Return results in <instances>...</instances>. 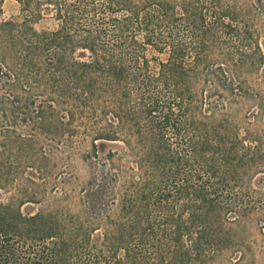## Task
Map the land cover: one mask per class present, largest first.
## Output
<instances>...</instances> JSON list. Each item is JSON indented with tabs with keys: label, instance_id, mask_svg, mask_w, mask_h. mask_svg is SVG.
<instances>
[{
	"label": "trees",
	"instance_id": "16d2710c",
	"mask_svg": "<svg viewBox=\"0 0 264 264\" xmlns=\"http://www.w3.org/2000/svg\"><path fill=\"white\" fill-rule=\"evenodd\" d=\"M14 1L21 20L0 23V109L48 150L7 134L11 156L41 173L86 143L92 152L77 193L55 187L52 206L27 215L30 194L0 204V264L244 257L238 230L264 211L252 188L264 115L241 111L256 102L246 77L264 58L240 12L224 0ZM43 16L54 30L33 28ZM97 143L123 147L100 158Z\"/></svg>",
	"mask_w": 264,
	"mask_h": 264
},
{
	"label": "rangeland",
	"instance_id": "374dc122",
	"mask_svg": "<svg viewBox=\"0 0 264 264\" xmlns=\"http://www.w3.org/2000/svg\"><path fill=\"white\" fill-rule=\"evenodd\" d=\"M224 1L229 2L237 12H240L238 18L242 28H247L252 34V42L257 41L264 58V0ZM22 15L19 5L14 0L0 2V23L20 21ZM32 26L37 32H49L56 28V22L50 16H43L34 19ZM222 44L223 41H218L216 46ZM207 45L212 43L207 42ZM227 45H232L231 41L228 40ZM261 68L260 71L247 74L246 81L254 87L256 102L250 105L244 101L242 114L252 109L258 113L261 111L264 115V61ZM9 116L8 112L0 109V204L14 200V204L18 205L24 198V192L30 194L37 203H26L21 206L22 214L27 215L35 213L38 209L51 207L53 203L49 204L47 198L55 187L77 193L87 176V170L80 157L92 152L89 144L86 143L81 151L74 152L71 157L55 159V163L47 162L45 170L41 173L35 172L30 167H26L28 165L11 156L10 152L15 149V145H8L3 137L7 134H20L28 139L36 136L39 138L41 151L45 153L48 150V139L34 131L28 123H22L20 120L15 123L9 122ZM122 147L121 143H97V154L100 158H104L108 151H119ZM262 167L264 168V165ZM252 188L257 192V197L264 200V173L254 177ZM238 233L248 246L244 257L234 262V257H228L229 255L226 254L216 258L212 264H264V211H258L252 219L246 220Z\"/></svg>",
	"mask_w": 264,
	"mask_h": 264
}]
</instances>
